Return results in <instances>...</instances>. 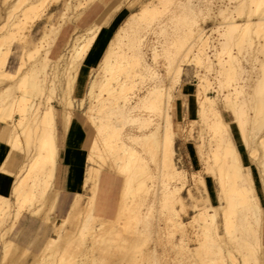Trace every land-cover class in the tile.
I'll return each mask as SVG.
<instances>
[{"label": "bare ground", "instance_id": "1", "mask_svg": "<svg viewBox=\"0 0 264 264\" xmlns=\"http://www.w3.org/2000/svg\"><path fill=\"white\" fill-rule=\"evenodd\" d=\"M28 1L22 5L20 15H23L27 21H32V19H30V14L36 13V1ZM93 1L94 0L85 1V4L92 3ZM129 1L130 0H127L126 3H129ZM137 1L138 3H143L145 7L151 8L152 11L144 16L139 14L140 9H138L139 11L129 12L127 17L123 20L124 24L119 26V30L115 32L113 37L108 41L96 74L88 76L86 81L82 82V64L80 61L77 72L74 75H67L66 91L62 92L58 98H55L57 104L61 106L64 139V144H62L66 146L65 149L67 151V148L71 144V129L75 122L73 110L75 106L74 102L76 100H74V98L78 90L81 91V87L83 92L81 93L77 105H82L84 100L88 99L89 104L87 105L85 114L87 121H89L92 127L91 134L96 130L98 132L96 127L98 122L97 119L99 118L98 115L106 109H114L119 116L125 120H129L133 117L131 112L134 107L133 102H135V99L130 93L132 91V82L134 81L135 76L139 78L147 76L155 80L154 91L152 90L144 97V99H140L136 103L144 104V102L147 101L146 98L149 97H154L158 102L160 101V104L162 103L161 97L164 94L161 90L157 89L159 86L163 85L161 75L146 60V56L142 51V46L145 45L144 43L146 41L144 40V36L148 31L154 30L155 25L158 23V21L156 22L155 20L159 16L156 14L161 13L162 10H157L153 3L154 0ZM163 1L164 0H159V3H161L164 8L165 2ZM220 1L221 4L217 6V10L215 9L217 12L216 14L214 13L212 16L210 14L209 16L208 13L211 12V6L215 5L213 4V1L202 0V6H204L208 15H205V17L201 14V17L198 19L193 18L190 21H186L187 19L184 20V23L187 25V30L181 35L180 39L182 38L186 45L182 46L180 52L185 58L189 55L192 56L197 67L205 69V71L214 70L216 74L220 76L217 81L218 83L221 77L227 81L232 80L233 83L238 78L237 76L240 72L239 70L241 66L238 56L235 54L236 52L232 50L233 46L236 47L237 53H239L240 49H243V43H247L251 49H254L256 52L258 51L263 55V58L260 59V70L258 69L260 75L254 79L255 82L252 91L247 94L249 96L244 97L243 100L239 101L240 92L239 90H236L237 86L235 84V88L232 86V89H235V92L232 93L231 91V95L226 94L225 97L223 96V105L225 104V108L227 107L233 114L235 118L234 122L240 131L241 139L245 145L251 149V155L254 159L256 157V161L261 167H264V0H236L234 2L235 5L233 4V10L236 15L235 13L233 14L231 8H228L227 3L229 2H226V5H224V1ZM16 2H13L9 8H13L16 5ZM73 2L71 0H66L63 3L61 17L66 16L67 18L64 9L66 11L70 10L69 8L76 10L77 7L79 9V5L84 4L82 0H74ZM122 2V0H117L118 6ZM110 4H112L110 6H113V3ZM253 12L257 16L255 19L254 17H250L254 15ZM242 13L245 15H241ZM20 15L13 14V16L6 21V30L0 33V39L6 43L4 48L0 47V85L6 80V77L12 75L18 76L17 80L11 81L9 82V85L1 86L2 88H0V123L7 124L9 127L6 139V143L9 144V149L19 151L22 155H25L24 160L14 172L15 181L14 183L12 182L13 185L11 184L12 188L10 196L0 194V262L2 264H4L5 249H7V255H9L10 251L15 249L17 244V241L8 238L7 236L13 223L9 224L8 227L4 226L2 228L1 226L4 225V221L11 216L10 221L12 220V222H14L24 212L35 215L38 212V209H36L38 205L49 199L52 201V205L42 218V220L46 222L49 219V215H51L50 213L55 212V209L57 208L61 190L53 187V178L56 163L58 160L63 159L64 152L61 150L63 148H60L56 143V109L55 104L52 101V94L56 87L57 72L59 73L61 69L62 71H66L73 67L77 61L80 60L79 58H84L90 49L89 44L93 42L96 36V33L92 32V34L88 36L86 42L84 41V44L81 46L79 44L83 34H77L76 32V35L74 37L72 36L71 40L68 39L67 36L63 42L66 47L63 52V49L61 50L62 45H60L57 50L55 47L57 44L56 39L58 38V35L62 33L64 24L60 22L55 26H52L49 23V25L44 24L42 34L37 42L34 43L30 49H25L22 46V53L19 56L21 61L13 70H9L8 61L11 55L10 45L13 38L12 32L14 27H17L20 22ZM41 15L42 14H38L37 17ZM109 16H111L110 13ZM49 17L50 16H48V18ZM102 18L99 17V20ZM108 18L109 17L106 16L101 22L96 21V23L103 25L108 21ZM142 21L144 22L143 25L139 24L140 26H137L133 31L128 32V30L132 28V25L134 27L137 22L140 23ZM207 22L213 24V26L208 29L210 30V33L208 34L207 30L204 28ZM26 23H24L25 26ZM160 23L161 22L159 21L158 24ZM158 27L157 28L161 34L169 36L170 31H168V26L165 23H162ZM75 28L76 27L73 26L70 32H74ZM155 30L157 29L155 28ZM212 31H215L217 35L212 36ZM123 37L127 39L125 44L129 51L122 46L124 44L121 43ZM253 37L256 38L257 41V43L254 44L255 47H252V40H254L252 39ZM44 40L46 42L45 44H43ZM129 43L131 45H129ZM113 45L116 47L118 46V49L116 50V47ZM246 49L248 50V47H246ZM161 51V54L163 53L169 60V63L166 66L168 79L164 84L166 91L165 94L168 101V90L179 83L183 72V66L182 63L172 61L174 58L173 55H175L178 50L171 49L167 44L166 46L161 47ZM210 51L212 52L209 53ZM53 52L55 53L54 58L50 57ZM83 52H86V54L83 55ZM158 54H160V49H156V47L153 46V57ZM257 54L258 53H256V55ZM211 56H213V58ZM50 59H53L54 63ZM49 60L54 64L51 73H47L45 70ZM184 60L186 59H183L182 61ZM61 61L62 63H60ZM51 62L49 65H51ZM96 66H98V64ZM204 77L199 76V79H202L201 83L196 84V102L201 111L200 116L203 117L206 113V109H208L212 115H208L207 113V116L210 119V116L213 117L211 124L209 125L212 129L213 136L216 138L214 141L218 145V149L215 148L216 154L214 157L212 174L216 176L219 199H224L226 202V206L221 204L223 210L224 207H226V212H223L224 230L226 233H230L231 231L234 232V229L232 228H234L238 222L240 227V222L244 219L246 220H244L243 223H245V221L248 222V216L246 215L248 209H252V215L256 218L261 215L260 206L258 202H254L247 197L246 188L237 184V182L239 183L244 177L249 179L252 178L250 167L242 165L238 157V150L236 151L234 143L230 139L231 137H226L228 125L224 121L220 110L215 107V96L204 93L202 96H199L198 88L203 87V89H205L206 86H208L207 79ZM25 78L27 79L25 80ZM21 82L25 83L23 90L21 89ZM221 82L219 85L222 84ZM237 85L239 86V84ZM241 88L243 89V86ZM15 90L19 91L17 96L14 95ZM148 107L151 108L152 104L149 103ZM166 108L167 106L164 105L162 115L164 119V122H162L163 124L157 125V128L160 127L161 129V138L159 141L156 140L155 144L158 152H160L155 165L158 174L161 176L162 182L164 183V192L161 198L166 201V198H171L181 203L179 191L182 185H178L180 182L186 181V177L182 170L176 167L174 162V137L176 130L171 123L170 115L168 111H166ZM244 108H246V110L247 108L250 109V113H247V111L245 112ZM92 111L98 114L94 115ZM206 118H204V120ZM9 120L11 123H8ZM141 121L144 124H147L146 122L149 123L147 118H142ZM247 123H249L248 133L244 130V125H247ZM204 126L206 127V125ZM228 133L230 134L229 131ZM90 139L93 141L89 144L86 143V146L95 153L96 158L91 159L89 164L85 161V168L81 170L82 177L79 180L76 179V173L77 171H80V168L75 166L76 164L74 166L72 165L68 181L70 187H73L76 182H79L81 187L85 183L89 184L90 194L86 195V200H83V193L74 190L64 216L59 222H52L51 228L55 234L49 235L46 238L39 251L33 255L30 264H92V262H95V264H105L106 261H112L114 259L119 260L120 264H143L141 260L148 254L155 257L154 248L149 246L146 247L143 239H138L135 236L137 229H134L135 225L133 226V224H135V222L137 223L141 217L137 212H132V206H130L132 203L129 205L130 202L128 201L130 197H133L134 199H143L145 197L150 188V185L147 183V178H152L153 175L145 165L143 158L136 155L133 149L129 148L126 143L122 142L118 147H114L108 144L105 140H102L100 141L101 146H98L94 138ZM80 141L81 139L75 144L77 148L81 146ZM257 150L260 151L258 152V155L255 154ZM74 151L77 154L79 150L77 152L76 150ZM68 152L69 154L67 158L70 162H75L78 165V163H80L78 162V157L72 152ZM104 165H108L110 170L119 174L123 183L115 218L124 216L125 221L124 224L119 227L117 224L108 222L110 221H107L109 218H102L93 213L98 177ZM0 169L2 168L0 167ZM2 171L6 172L5 170ZM48 185L52 186V189L47 188ZM2 187L3 186H1V188ZM32 189H39L38 195L36 194L37 196L32 194ZM235 214L243 220L240 219L236 221V223L233 219ZM193 216L199 226L203 229L202 233L204 235L206 232L205 220L207 218H210L211 220L215 219L216 214L203 209L195 211ZM249 217L252 216L250 215ZM248 223H246L247 226L245 227H248ZM173 226H176L180 230H183L184 227L180 220H176ZM236 227L238 228V225ZM240 227L238 228V231L241 230ZM245 227L243 228L244 230ZM248 229L250 230V228ZM240 232L243 234L242 230ZM248 233H246V235ZM242 238L245 239L246 237H241V239L238 237L239 241L242 242ZM234 241L236 240L234 239ZM243 244L244 245L241 246L240 244L239 246H241V248L246 246L245 244H247V247L249 246L247 240H244ZM247 247L244 248L248 251ZM190 249L191 248H187L186 252L190 253ZM26 250L28 252L29 248H25L23 253H27ZM221 252L222 251L219 248V255H221ZM199 253L200 251L197 252V254ZM231 253L232 252H230L229 249H226V256L230 259V264H237L235 259L237 257L234 258ZM247 253L248 252L240 254L242 264ZM24 255L25 254H23V256ZM20 261L16 264L23 263H20ZM200 263L205 264L202 262V259H200Z\"/></svg>", "mask_w": 264, "mask_h": 264}, {"label": "rangeland", "instance_id": "2", "mask_svg": "<svg viewBox=\"0 0 264 264\" xmlns=\"http://www.w3.org/2000/svg\"><path fill=\"white\" fill-rule=\"evenodd\" d=\"M16 1L17 0H0V33L6 30L5 29L7 25L6 21L10 19V17H12L13 14H19V15L21 14L22 5H24L28 0H18L17 2ZM29 1H36L35 3L36 13L30 14V17H31L30 19H32V21L31 20L27 21L23 15H20V19H19L20 22L18 23L17 27H14V30L12 32L13 38H12V42L10 45L11 55L8 61L9 70H13L15 66H17V64H19V62L21 61V59H19V56L22 53L21 47L23 46L25 49L26 48L30 49L33 46V44L37 42V40L42 34V29H43L44 24L47 25L49 23L52 26L59 24V22L64 24V26L66 25L70 26L74 24V26L76 27L74 29L75 31L70 32V38L68 34V39L71 40L72 36L74 37L76 35V32L77 34H83L80 44H79L80 46L84 44V41L86 42L88 36H90L92 32L96 33V36L93 42L89 44L90 49L88 50L87 55L82 59L79 58L80 60H78L77 63L73 67L69 68L70 67L69 66L68 67L69 69H67L66 71L65 70L62 71L61 69L59 73L57 72L58 76L56 77L57 81H56V87L52 94L53 95L52 101L55 104L56 113L61 114V106L57 104L55 98H58L62 92L66 91L67 75H72V74L74 75L77 72V68L79 67L80 61L82 64V71H81V81L82 82H85L88 76L96 74V71L99 69L101 57L106 49L108 41L113 37V34L119 30V26L124 24L123 20L127 17L129 12L133 11L132 8L129 7V4L136 3V2L138 3V1L130 0L129 3H126L127 0H122L123 2L120 3V5L118 6L117 0H102V1L94 0L92 3H89V4H85V1H88V0H82L84 4L79 5V9L78 7L76 9L77 11L71 8H69L70 10H67V11L64 9V12H65V15H67V18L66 16L61 17V11L63 10V3L66 0H56L57 3L55 2V0H29ZM71 1L73 2L74 0H71ZM201 1L200 0H164L163 1L165 2L164 8L161 5V3H159V0L153 1L157 10L158 11L162 10L161 13L156 14L159 16L156 18L155 21L156 22L158 21V23L159 21L161 22L160 24L157 23L158 26L161 25L162 23H165L168 26V29H169L168 31H170V34L169 36L161 34L158 29L159 27L158 26H157L158 28L156 27L157 24L153 23V24H156L155 27L153 26L154 30L155 28L157 30H155L156 32L154 30L153 31L150 30L144 36L145 37L144 40L146 41L144 43L145 45L142 46L143 48L142 51L144 52L146 56V60L161 75V78H162L161 80L163 82L162 83L163 85L157 88L158 90H161V92L164 94L161 97V101H162L161 104H160V101L158 102L157 99L154 97L146 98L147 101H145L144 104L136 103L140 99H144V97L155 88V80L147 76H144L142 78L135 76L134 81L132 82V85H133L132 91L130 93L131 96L135 99V102H133L134 107L131 112L133 117H131L129 120H125L121 118L114 109H108V110L106 109L104 112H101L98 115L99 118L97 119L98 122L96 124L98 132L96 130V131H93L91 134L92 127L89 121H87L86 114H85V110L87 109V105L89 104L88 99H85L82 105L80 106L77 105V102H79L80 100L81 93L83 92L82 87L80 88L81 91L78 90L75 96L76 99L74 98V100H76L74 102L75 106L73 110L75 122L71 129V136H72L71 139L72 140H71L70 146L77 147L75 146V144H77L79 140L81 139L80 144L82 148H85V150H83V152L85 153L84 161H86L89 164L91 159L96 158L95 153L91 151V149H89L88 146H86V143L89 144L93 141L90 138H94L98 146H101L100 141L102 140H105L108 144L114 147H118L122 142H124L129 146V148L133 149L136 155H139L143 158V160L145 161V165L149 168L150 173L153 175L152 178H147V183L148 185H150V188L143 199L142 198L134 199L133 197H130L128 199V201L130 202L129 205L132 203L130 205L132 206L131 207L132 212H137V214L140 215L141 217V219L137 221V223L135 222V224H133V226L134 225L136 226V228L134 226V229H137L135 232L136 238L143 239L144 245L146 247L149 246L151 248H154L155 250V257L148 254L146 257L142 258L141 261L143 264H201L200 259H202V262H204L205 264H225V261H227L228 264H230V259L226 256V249H229L230 252H232L231 255L233 254L234 258L237 257L235 258L236 262L237 260H239L240 264H242L240 254L248 252L247 249L244 248V247H247V244H245L246 246L242 247L243 249L241 248V246L244 245L243 241L247 240V243L252 241V239L254 241L256 239L257 233L260 231L261 224L264 223V215H262V213H264V208L259 203L258 196L256 194L255 187H254L253 177L251 179L244 177L243 179L239 181V183L237 182V184L239 186L241 185V187L246 188L248 198L252 199L254 202H258L260 206L259 208H260L261 215H259L257 219L254 215H252L253 213L252 209L251 208L248 209L249 211L248 210L246 211V215L248 217L247 216L246 217L248 219L247 221L250 224L246 221L245 223H243V221L246 219L243 220L239 216H238L239 217L238 219L237 214L234 215L233 219L235 222L240 219L243 220L240 222L241 227L238 224L239 222L238 223L236 222L238 225V228L239 227L241 228L243 234H241L240 229H239L240 231H238V228L236 227L237 225H235L237 230L235 227L232 228L234 229L233 230L234 232L231 231L230 233H226V231L223 229L220 223L221 221L220 212L222 213L224 211L226 212V207H224V210H223V207L221 206V204H223V206H226V202L224 199H221V198L219 199L218 190L216 187L218 186L216 176L212 174L213 167H214V157L216 154L215 148L218 149V145L214 141V139L216 138L213 136V132L211 131L212 129L210 128V125H209L211 124L213 117L210 116L211 117L210 119L207 116V113L208 115L211 114L210 111H208V109H206V113L203 116L204 118L207 117L206 118L207 120L206 119L204 120V118L200 116L201 111L198 108V104L196 102L197 96L195 93V89L197 86L196 84L201 83V80H202V79H199V76L200 77L205 76L204 78L207 79L208 86H206L205 89H203V87L198 88L199 96H202L203 93L207 95L215 96L216 98L215 107H217L220 110L225 122L226 120L231 122L232 117H233V120L235 118L233 114L231 113V111L227 107L225 108V104L223 105L224 97L226 94L231 95L233 92H235L234 91L235 89L234 90L232 89L235 86V84L238 87L237 89V87L235 86L236 90H239L240 92V93L238 92L239 97H240L239 101L243 100L244 97L249 96L247 94H249V92L252 91V88L255 82L254 79H256L260 75V71H259L260 62H261L260 59L263 58V55L259 53L258 51L256 52L254 49H251L247 43H243V46H242L243 49H240L239 53H237L236 47L233 46L232 50L236 52L235 54L238 56L240 66H241L239 70L240 72L238 71L239 74L237 77L238 78H242L243 76L244 77L242 79L237 78V80L234 81V83L232 80L227 81V80H224V78L222 79L221 77L219 81L220 83L222 80L221 85H219V83L217 82L220 76L217 75L214 70H210L211 72L208 70L205 71V69H201L200 67L196 66L195 62L192 59V56L189 55L186 58L182 56L180 51H181L182 46H185L186 43L182 40V38L180 39V37L187 30V25L184 23V20L187 19L186 21H190L193 18L198 19L199 17H201V14H203V16L208 15L207 12L205 11L204 6H202L203 2ZM212 1H213V4L215 5L211 6V12H208L209 16L210 14L211 16L214 13L216 14L217 6L221 4L220 0H212ZM235 1L236 0H233V1L232 0H222L224 5H226V2H229L227 3V6L228 8H231V10H233V4L235 5L234 3ZM13 2H16V5L13 8H9ZM110 3H113V6H110L112 5ZM198 7L201 9H199ZM203 9L205 12L203 11ZM136 11H139V10L137 9ZM77 12L78 13L80 12V13L78 14ZM232 12L233 14L235 13L234 10ZM109 13L111 14V16H109ZM38 14L39 15L42 14V15L37 17ZM243 14L244 13H242L241 15ZM48 16L50 17L48 18ZM106 16L109 18L105 24L100 25L96 23V21L101 22ZM60 17L62 18V20ZM99 17L100 18L103 17V18L99 20ZM250 17L251 18L254 17L255 19L257 16L254 13V15ZM24 23H26V26L24 25ZM139 24L143 25L144 22L143 21L140 23L137 22L134 27L132 25V28L129 29L128 32H131L137 26H140ZM211 26H213L211 22H207L205 24L204 28L207 30V34L210 33V30L208 29ZM94 27H95V30H94ZM212 33H213L212 36L217 35L215 31H212ZM60 35L61 34H59L58 37ZM122 39H121L122 41L121 43H124L122 46L125 47V49L129 51V49L127 48V45L125 44L127 42V39L125 37H123ZM252 39H254L252 40V47H255L254 44L257 43L256 38L253 37ZM168 42L169 43L171 42V43L169 44ZM45 43L46 42L44 40L43 44ZM5 44L6 43H4L2 39H0V47L4 48L6 46ZM167 44L171 49L178 50V52L175 55H173L174 58L172 59V61L177 62V63H182V66H183V72L181 74L179 83L174 85L171 89L168 90V93H169L168 101H167L166 94H165L166 91H165L164 84L166 83L168 79L166 66L169 63V60L163 53L161 54L162 52L161 47L166 46ZM61 45H62L61 50L63 49V52H64L66 48L65 43H62ZM129 45L131 44L129 43ZM113 46L116 47L115 45ZM118 46L116 47V50L118 49ZM153 46H155L156 49H160V54L154 57L152 55ZM246 47H248V50L246 49ZM211 52L212 51H210L209 53ZM256 53L258 54L256 55ZM84 54H86V52H83V55ZM50 57L54 58L55 53L53 52L50 55ZM211 57L213 58V56ZM183 59H186V60L182 61ZM50 60H52L53 62V59H50ZM50 60L47 62V65L45 67V70L47 71V73H51V70L53 71L54 62L52 63ZM128 61H131V60H128ZM50 62H51V65H49ZM60 63H62V61ZM97 64L98 66H96ZM9 82L11 81L4 80L3 83L0 85V88H2L3 86L9 85ZM237 84H239V86ZM241 85L243 86L244 90L241 88L242 87ZM17 91L18 90H15L14 92L15 96L19 94V91L18 92ZM149 103L152 104L151 108L148 107ZM164 105L167 106L166 111H168L170 115L171 123L176 130L175 137H174L175 150H176V152L174 153V162H175L176 167L182 170V172L184 173L186 177V181L180 182V184L178 185V186L182 185L179 191L181 203L171 198L169 199L166 198L167 201L161 198L164 192L163 191L164 183L162 182V178L158 174V170L155 165L156 159L158 160L159 155H160V152H158V149L155 144H156V140L159 141L161 138V129L160 127L157 128V125L163 124L162 122H164V119L162 116ZM244 110L245 112L247 111V113H250L251 111L248 108L247 110L246 108H244ZM92 112L94 113V111ZM96 114L98 113H94V115ZM142 118H147L149 120V123L148 122H146L147 124L142 123L141 121ZM79 119L85 125V128H86L85 137L83 133H81V136L79 134V128H78ZM8 123H11L10 120L8 121ZM203 123L204 125H206V127L203 125ZM247 125L246 124L244 125L245 127L244 130L245 132L248 133L249 123H247ZM227 128L228 130L226 131V134H227L226 137L227 138L231 137L230 139L234 143L232 135H231L229 123H228ZM228 131L230 132V134L228 133ZM238 132L240 134L239 129H238ZM240 138H241V135H240ZM185 142L190 143V145L193 146L195 155L198 161V165L196 166L197 171H195L194 173H191L190 175L188 171L185 169L183 165V160L180 157V154L178 153V150H177V146L180 144H184ZM243 144L246 147V149L248 148L247 149L248 155L251 157V161L256 167L257 175L258 176L260 175V179H261V168L262 167L260 166V164L257 163L256 157L254 159V157L251 155V149L248 146H246L244 142ZM234 147L237 151L235 143H234ZM258 152L260 151L257 150L255 154L258 155L259 154ZM237 153L240 159V154L238 151ZM24 158H25V155H23V160ZM240 162H241V159H240ZM1 168L3 169V167ZM107 175H110L113 178V183H112L113 188L111 189L110 192L113 194L114 205L113 207H111L109 212L104 213L98 209L97 203H98L100 190L102 188L103 179L104 177H107ZM204 175H210L214 179L216 197L218 201L216 205L210 204V195L208 194L207 189H206V184H205V180L203 177ZM81 177H82L81 171H77L76 179L79 180ZM199 180H203V181H199ZM190 181L195 189V193H193L189 185ZM97 183H98V187H97V190L95 191L93 213L96 216H100L102 218H109L107 219V221L110 220L108 222L117 224L118 227L122 226L125 221L124 216H121L118 218L114 217V211L117 207L118 201L120 200V199L118 200V198H119V194L121 191V177L119 176V174L113 171H110V168L108 165H104L101 171V180L99 179ZM260 185H261L262 193L264 196V182H260ZM201 187L203 188V190ZM47 188L52 189V186L48 185ZM89 188H90V185L87 183H85L82 187H79L80 192L83 193V196H82L83 200L84 199L86 200L87 198L86 195L90 194ZM186 188H188L187 192L185 191ZM38 191L39 189H32V192H33L32 194L38 195ZM72 195H73V189L71 188H68V190L61 191L60 200L57 205V208L55 209V212L50 213L51 215H49V219L46 222L42 220V218L44 214L49 211V208L52 205V201L49 199L45 200L43 203H40L38 205V207L36 208L38 209V212L35 215L28 213V212H24L14 222H12V220L10 221L11 216L6 221H4L3 223L4 225L1 226L2 228L4 226L8 227L9 224L13 223L11 229L8 231L7 236L8 238H12L14 236L15 241H17L16 248L12 249L9 255H7L8 264H16L21 259L22 260L20 261V263L21 262H23L24 264L31 263L30 261L32 260L33 255L39 251L46 237L49 235L55 234L51 228L52 222L54 221L55 223H57L64 216L65 209ZM253 197L255 198L253 199ZM203 209H206L209 212H214L216 214L215 219L211 220L210 218H207L205 220L206 221V226H205L206 237H205V234L203 235L202 233L203 229L199 226V224L196 222L193 216V213L195 211L203 210ZM250 215L252 217H249ZM216 218H217L218 225L216 224ZM219 218H220V221H219ZM189 219L190 221H188ZM176 220H180L182 222L184 226L183 230H180L176 226H173ZM41 221L47 224H42ZM246 223H248V227H245L247 226ZM242 225H243V228L245 227V230L242 228ZM67 226L69 227L68 224ZM248 228H250V230ZM244 231L245 232L247 231L246 233L248 232L250 233L246 235ZM235 235L236 236L239 235L238 237H240V239L241 237H244V238L246 237V238L245 239L242 238V242H241L239 241L238 237H236ZM230 236L232 240L230 239ZM234 239L236 241H234ZM240 244L241 246H239ZM27 245L30 247V249L28 250V252L26 250L27 253L25 252L23 253L24 249L27 248L26 247ZM187 248H191L190 253L186 252ZM219 248L222 251L221 255H219ZM247 248H249V246ZM198 251H200L199 254H197ZM23 254L25 255L23 256ZM0 264L2 263L0 262ZM4 264H5V256H4Z\"/></svg>", "mask_w": 264, "mask_h": 264}, {"label": "crops", "instance_id": "3", "mask_svg": "<svg viewBox=\"0 0 264 264\" xmlns=\"http://www.w3.org/2000/svg\"><path fill=\"white\" fill-rule=\"evenodd\" d=\"M73 26H74V24H72L70 26L66 25L63 27L62 33L57 39L58 42L56 41L57 42L56 47H55L56 50L63 43L64 39L68 36V34L70 33ZM78 121H79V123H78L79 134L81 136V133H83V135L85 137V131H86L85 125L83 124V122L80 119ZM228 123L230 125V130H231V135H232L233 141H234L236 148L240 154V159H241L242 165L250 167L251 174H252L253 181H254V187H255L256 194L258 196L259 203L264 208V196H263L262 188L260 185V181H261L260 175L259 176L257 175L256 167L252 163L251 158L248 155L247 149L245 148V146H244V144L240 138V134L238 132L236 124L234 123L233 117H232L231 122L226 120L227 125H228ZM8 131H9L8 125L0 123V167H4L7 170L6 172L0 171V194L4 195V196L10 195L12 185L15 181L14 172L18 169L19 165L23 161L22 153H20L19 151H16V150L9 149V145L6 143ZM56 143L60 148H63L61 150H62V152H64V154H63V159L58 160L56 163V169H55L54 178H53L54 179L53 180V187L58 188L61 191L68 190V188L73 189V192H74V190L80 191L79 187H81V185L79 184V182L78 183L76 182V184L73 187H70L68 184V181H69V174H70L72 165L74 166L76 164L75 166H78L80 168V171L85 168V161H84L85 153L83 152V150H85V148H82L81 146H79V148L69 146L70 148L69 147L67 148L68 151L72 152L75 156H77L78 162H80V163H78V165H77V163H75V162L74 163L70 162V160L67 158L69 152L65 149L66 146L63 145L64 139H63V128H62V116L60 113H56ZM174 148H175V143H174ZM74 150H76V152L78 151V153L76 154ZM177 150H178V153L180 154V157L183 160V165H184L185 169L188 171L189 175L191 173H194L195 171H197L196 166L198 165V161H197L193 146L190 145V143L185 142L184 144L178 145ZM175 152H176V150H175ZM110 171H112V170H110ZM203 177L205 180L207 192L210 195V204L216 205L218 203V201H217V197H216L214 179L210 175H204ZM99 179L101 180V173L99 174L98 180ZM112 183H113V178L110 175H107V177H104L103 182H102V188L100 190V194H99V198H98V203H97L98 209L104 213L109 212L111 207H113V205H114L113 194L110 192L111 189L113 188ZM189 185H190L193 193H195V189H194L191 181H190ZM1 186H3V187L1 188ZM97 187H98V183H97ZM97 187H96V190H97ZM122 187H123V183H122V179H121V191H120L118 200L120 199V196H121ZM216 187L218 190V186H216ZM187 189L188 188H186V190H185L186 192H187ZM202 190H203V188H202ZM70 200H69V202H70ZM119 201H118V204H119ZM69 202H68V204H69ZM68 204H67V206H68ZM118 204H117V207L114 211V217L116 215ZM220 217H221V221H220V218H219V221H220V223L224 229V215L222 212H220ZM188 221H190V219ZM185 222H187V221H185ZM41 223L47 224V223H44L43 221H41ZM216 224L218 225L217 218H216ZM12 239L15 240L14 236L12 237ZM26 247H28L30 249V247L28 245Z\"/></svg>", "mask_w": 264, "mask_h": 264}, {"label": "snow or ice", "instance_id": "4", "mask_svg": "<svg viewBox=\"0 0 264 264\" xmlns=\"http://www.w3.org/2000/svg\"><path fill=\"white\" fill-rule=\"evenodd\" d=\"M129 7H131L133 11L140 9L139 14L141 16L147 15L152 11L151 8L145 7L143 3H131L129 4ZM17 79H18L17 75L6 77V80L8 81H15ZM26 79L27 78H25V80ZM24 87H25V83L21 82V89L23 90ZM2 170H6V169H0V171ZM260 182H264V167L261 168ZM254 198L255 197H253V199ZM262 215H264V213H262ZM5 264H8L7 249H5ZM92 264H95V262H92ZM105 264H120V261L114 259L112 261H106ZM225 264H228V262L225 261ZM237 264H240L239 260H237ZM243 264H264V223L261 224V228L260 231L257 233L256 239L254 241L249 242L248 253L245 255Z\"/></svg>", "mask_w": 264, "mask_h": 264}]
</instances>
